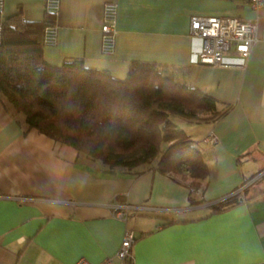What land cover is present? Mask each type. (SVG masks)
Instances as JSON below:
<instances>
[{"label": "crops", "instance_id": "obj_1", "mask_svg": "<svg viewBox=\"0 0 264 264\" xmlns=\"http://www.w3.org/2000/svg\"><path fill=\"white\" fill-rule=\"evenodd\" d=\"M117 3L115 51H101L103 5ZM17 14L42 22L45 0H4L1 20ZM233 15L257 24L247 57L230 66L197 60L190 16ZM58 38L43 59L80 58L123 79L133 61L156 63L213 97L217 111L187 119L186 133L204 152L211 174L185 169L109 170L75 147L27 127L0 95V264H121L126 229L135 234L133 264H264V4L245 0H60ZM233 45L230 47L232 51ZM213 141L206 140L208 133ZM237 192L220 211L211 204ZM130 204L126 220L116 205ZM138 215H141L138 218ZM137 217V218H130Z\"/></svg>", "mask_w": 264, "mask_h": 264}, {"label": "trees", "instance_id": "obj_2", "mask_svg": "<svg viewBox=\"0 0 264 264\" xmlns=\"http://www.w3.org/2000/svg\"><path fill=\"white\" fill-rule=\"evenodd\" d=\"M17 14L1 20L0 95L27 127L72 145L109 170L139 173L185 169L204 179L211 174L205 152L171 119H199L195 111L216 109L213 97L156 63L133 61L123 79L87 67L80 58L53 65L42 57L43 33L54 22ZM237 192L213 202L220 211L239 202ZM134 238L132 244L134 243ZM130 264V259H127Z\"/></svg>", "mask_w": 264, "mask_h": 264}, {"label": "built area", "instance_id": "obj_3", "mask_svg": "<svg viewBox=\"0 0 264 264\" xmlns=\"http://www.w3.org/2000/svg\"><path fill=\"white\" fill-rule=\"evenodd\" d=\"M254 9H258L264 0H245ZM4 0H0V18L3 13ZM60 10V0H45V11L52 14L54 18ZM117 3L107 1L103 5V22L101 25V51L105 55H111L115 51L116 38ZM190 33L199 37L201 46L197 52V60L203 64L219 66H230L234 63L224 58L225 53H233L242 58L247 57L252 45L258 40L257 24L255 21L245 20L233 15H205L192 14L190 16ZM2 38V26L0 19V41ZM58 30L55 21L45 27L43 33L44 45H55L57 43ZM233 45L232 51L230 47ZM206 140L213 141L214 134L208 133ZM233 194V193H232ZM130 204L116 205L115 217L126 220L131 211ZM135 238L132 230L126 229L121 247L117 256L121 264L132 262L131 246ZM110 259L97 263L109 264ZM74 264H93L84 258L78 259Z\"/></svg>", "mask_w": 264, "mask_h": 264}, {"label": "rangeland", "instance_id": "obj_4", "mask_svg": "<svg viewBox=\"0 0 264 264\" xmlns=\"http://www.w3.org/2000/svg\"><path fill=\"white\" fill-rule=\"evenodd\" d=\"M203 114H204L203 110L195 111V115L198 118H201ZM170 117L177 124V126L183 128V130H190V125L188 124V122H186L187 118L179 116V115H171ZM196 120H199V119H196ZM185 132H187V131H185ZM140 217H141V215H138V218H140ZM130 218H137V217H130Z\"/></svg>", "mask_w": 264, "mask_h": 264}]
</instances>
